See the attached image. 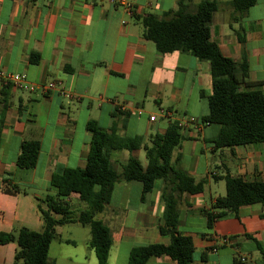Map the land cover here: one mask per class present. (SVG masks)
<instances>
[{
    "label": "crops",
    "instance_id": "0c3cea01",
    "mask_svg": "<svg viewBox=\"0 0 264 264\" xmlns=\"http://www.w3.org/2000/svg\"><path fill=\"white\" fill-rule=\"evenodd\" d=\"M177 1L133 0V13L128 14L120 7L85 0H0V69L25 75L31 84L57 83V89L47 94L0 85V234H15L21 228L42 231L37 205L46 208L53 174L85 167L92 135L89 123L117 145L107 153L120 174L129 158L144 154L146 159L145 149L153 137L163 135L171 122L207 115L209 64L189 53L160 54L143 37L140 18H163L177 10ZM200 1L189 0V11L194 12ZM229 2L218 1L209 22L211 41L236 64L245 57L250 85L242 84L240 90L264 94V0H255L236 23ZM32 56L36 62H31ZM161 111L171 115L164 118ZM219 131L220 126L212 124L199 130L194 125L181 129L183 139L172 152L171 163L196 181L206 179L207 184L200 194L181 196L176 229L192 239V264H263L256 245L264 249L263 206H243L207 226L205 212H211L215 199L225 195L224 176L264 181V143L216 149L213 142ZM137 138V149L118 146ZM26 141L37 142L39 154L33 168L21 169L16 160ZM210 178L224 186L211 185ZM12 186L20 191L5 190ZM164 187V181H157L141 200V183L114 185L101 214L112 238L109 264H127L135 247L169 243L159 232ZM70 203L72 211L82 208L74 198ZM69 226L81 225L55 227L48 258L54 243L59 249H70L69 253L49 264L59 260L60 264H90V236L78 253L77 241L62 239L63 229ZM16 250L14 242L0 245V264H14ZM147 264L174 262L162 256Z\"/></svg>",
    "mask_w": 264,
    "mask_h": 264
},
{
    "label": "trees",
    "instance_id": "16d2710c",
    "mask_svg": "<svg viewBox=\"0 0 264 264\" xmlns=\"http://www.w3.org/2000/svg\"><path fill=\"white\" fill-rule=\"evenodd\" d=\"M188 1L178 0L177 10L165 14L163 18L154 15L140 18L143 37L153 42L160 54L176 51L189 53L209 64L211 95L207 98L208 113L198 121L220 126L213 142L216 149L264 143V94L257 90H240L242 84L250 85L245 57L241 64L223 57L210 38L209 22L219 0H201L194 12L189 11ZM254 4L255 0H230L232 22H240ZM238 37L243 43V38ZM30 60L36 62V56ZM88 129L92 135L85 167L65 168L53 174L50 182L52 194L44 199L46 208L37 205L42 231L21 228L15 234H0V245L12 242L17 245L14 264H48L49 248L56 238L55 227L69 223L89 228V247L94 252L97 264H108L111 233L97 216L105 211L114 185L119 182L141 183L143 200L160 180L165 182V187L161 196L164 208L159 232L169 239V243L135 247L129 253L127 264H147L151 258L162 256L168 257L174 264H192V239L178 233L176 229L178 204L182 195L202 193L207 181H196L171 163L172 152L183 139L178 123L171 122L163 135L153 137L151 146L145 149V168L137 158L131 157L123 165L120 174L113 168L107 153L109 148L117 145L95 124L89 123ZM137 142H140L138 138L126 140L118 146L132 151L139 147H134ZM38 154L37 142H23L16 165L21 169L33 168ZM223 180L225 195L215 199L211 212H205L208 227L212 226L216 218L236 214L243 206L260 204L264 207V181L245 182L229 175L224 176ZM5 190L17 193L20 188L12 186ZM72 198L85 205L75 219L72 217ZM52 214L59 215L60 219H55ZM256 245L264 264V249L259 243Z\"/></svg>",
    "mask_w": 264,
    "mask_h": 264
},
{
    "label": "built area",
    "instance_id": "2783aa9c",
    "mask_svg": "<svg viewBox=\"0 0 264 264\" xmlns=\"http://www.w3.org/2000/svg\"><path fill=\"white\" fill-rule=\"evenodd\" d=\"M85 1H89L90 3H106L109 6L122 8L128 14L133 13V0H85ZM0 85L1 86L9 85L21 91H26L29 93L39 92L41 94H47L57 89L56 82L31 84L27 81L25 75L7 73L2 69H0ZM160 114L164 118H167L171 115V113L168 111H161ZM149 120L154 121L155 117L151 116ZM177 123L181 129H183L187 125H194L195 128L199 130L203 126L207 125V124H202L193 117L183 118ZM227 242L228 241L226 239L222 240V243L224 244Z\"/></svg>",
    "mask_w": 264,
    "mask_h": 264
},
{
    "label": "rangeland",
    "instance_id": "374dc122",
    "mask_svg": "<svg viewBox=\"0 0 264 264\" xmlns=\"http://www.w3.org/2000/svg\"><path fill=\"white\" fill-rule=\"evenodd\" d=\"M208 155H210V153H208ZM140 163L145 166L146 165V159L144 157V154L140 155L138 157ZM211 185H215L216 183L220 184V186H224V183L223 182H220V181H214L212 178L209 179ZM80 205H82V208L80 206H76L73 211H72V216H78L79 214V211L81 209H83L85 207L84 203H78ZM79 209H78V208ZM78 209V210H77ZM104 215H99L97 216V219L101 220L103 223H106L102 218H103ZM90 236V233H89V228L87 226L85 227H82V226H78V227H66L63 229V234H62V239H69V240H75L79 243V247L77 249V252L80 253L82 250H83V247H84V242L86 239H88ZM112 245V244H111ZM111 248V247H110ZM70 251V249L66 248L65 249H59V247L57 246L56 243H54L52 245V248H51V251H50V255H49V258H48V264L49 262L52 261L53 258H58L60 259V255H63V254H68ZM91 252V251H90ZM90 258H89V262L90 264H97V261H96V258H95V255L93 253V251L89 254ZM59 264H60V260H59ZM109 264V262H108Z\"/></svg>",
    "mask_w": 264,
    "mask_h": 264
}]
</instances>
